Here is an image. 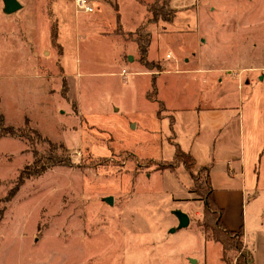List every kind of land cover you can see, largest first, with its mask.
Returning <instances> with one entry per match:
<instances>
[{
  "label": "rangeland",
  "instance_id": "obj_1",
  "mask_svg": "<svg viewBox=\"0 0 264 264\" xmlns=\"http://www.w3.org/2000/svg\"><path fill=\"white\" fill-rule=\"evenodd\" d=\"M18 1L0 0V264H225L205 167L264 264V0Z\"/></svg>",
  "mask_w": 264,
  "mask_h": 264
},
{
  "label": "trees",
  "instance_id": "obj_2",
  "mask_svg": "<svg viewBox=\"0 0 264 264\" xmlns=\"http://www.w3.org/2000/svg\"><path fill=\"white\" fill-rule=\"evenodd\" d=\"M165 8V5L163 6H151V11L153 13L152 19L158 20L157 17L160 18V15L170 19L174 13L169 10L170 8H165L167 11L166 13H162L161 11ZM166 15V16H165ZM168 15V16H167ZM138 43L140 45V52L142 55V61L145 63L149 68L152 67L151 62L146 59V54L148 53V46L150 44V38L148 36L146 37H140L138 40ZM1 123V121H0ZM177 157H184V164L188 166H192L194 164V158L190 153H183L179 151L177 154ZM55 162V161H54ZM48 169V167L44 164L40 168L36 169L34 173L36 174H42ZM193 191L198 193L202 199L204 200L205 204V214L206 216H209L211 221L214 222L210 225L211 231H212V237L214 241L221 243L222 245V259L227 264H254L253 257L251 253L246 250L245 242H244V232L243 230L235 231L228 229L222 219L221 215L224 212V209L220 207L215 199L213 198V185L211 181L210 176V168L205 167V177L202 179L201 182L198 181V179L194 182V186L192 188ZM230 253H236L233 255V259L230 257Z\"/></svg>",
  "mask_w": 264,
  "mask_h": 264
},
{
  "label": "crops",
  "instance_id": "obj_3",
  "mask_svg": "<svg viewBox=\"0 0 264 264\" xmlns=\"http://www.w3.org/2000/svg\"><path fill=\"white\" fill-rule=\"evenodd\" d=\"M131 58H133V57H131ZM194 79H198V78H194ZM161 103V102H160ZM173 109V108H172ZM191 154V153H190ZM192 155V154H191ZM193 156V155H192ZM193 158L195 159V157L193 156ZM231 160H229V162H230ZM243 170V169H242ZM210 176H211V181H212V185H213V187H214V190H213V198H214V192L216 191V189L217 188H219L218 186H216L215 184H214V180H215V177H214V175L212 174V168H210ZM215 199V198H214ZM216 201V200H215ZM217 202V201H216ZM217 204L219 205V203L217 202ZM220 206V205H219ZM220 207H222V206H220ZM221 219H222V221H223V223H224V225L228 228V229H230V230H235V231H238L239 230V228H237V226L236 225H229L228 224V222H230V220H229V218L228 217H226V211L224 210V212H223V214L221 215ZM190 223V222H189ZM243 232H244V230H243ZM244 241H245V247L247 248V250L251 253V255H252V257H253V259L255 260L256 258H255V256H254V249L252 248V250L249 248V245H248V240L246 239V235H245V232H244ZM219 243V242H218ZM221 244V243H220ZM221 249H222V245H221ZM221 258H222V254H221ZM223 260V259H222ZM223 262L225 263V264H227L224 260H223Z\"/></svg>",
  "mask_w": 264,
  "mask_h": 264
},
{
  "label": "water",
  "instance_id": "obj_4",
  "mask_svg": "<svg viewBox=\"0 0 264 264\" xmlns=\"http://www.w3.org/2000/svg\"><path fill=\"white\" fill-rule=\"evenodd\" d=\"M4 3L5 10L7 13L15 12L22 7L21 3L18 0H4ZM178 216L180 219V227H185L189 225L190 217L188 214L180 211L178 212ZM171 231H175V229L173 228Z\"/></svg>",
  "mask_w": 264,
  "mask_h": 264
},
{
  "label": "built area",
  "instance_id": "obj_5",
  "mask_svg": "<svg viewBox=\"0 0 264 264\" xmlns=\"http://www.w3.org/2000/svg\"><path fill=\"white\" fill-rule=\"evenodd\" d=\"M76 4L77 8L86 13H91L95 11V6L93 4V0H73ZM127 73L126 70H124L123 74Z\"/></svg>",
  "mask_w": 264,
  "mask_h": 264
}]
</instances>
